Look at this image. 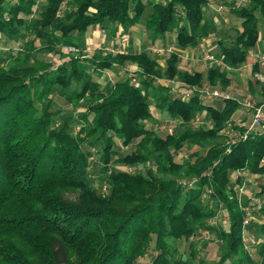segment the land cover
Here are the masks:
<instances>
[{
  "label": "trees",
  "instance_id": "trees-1",
  "mask_svg": "<svg viewBox=\"0 0 264 264\" xmlns=\"http://www.w3.org/2000/svg\"><path fill=\"white\" fill-rule=\"evenodd\" d=\"M5 1L0 0V34L13 38L24 29L43 41L51 55L63 47L77 48L76 36L89 27L105 31L118 26L124 35L148 8L144 27L152 41L174 35L177 47L186 50L215 31L204 22L208 0H70L74 9L63 16L67 0H43L36 18V0H16L9 9ZM231 12L241 30L228 45L218 43L223 66L205 74L179 69L174 52L161 66L131 47L116 54L98 51L91 58L60 55L54 67L49 62L30 65V53L14 56L10 66L0 58V264H144L138 259L147 255L152 242L157 254L146 264H264V241L256 247L258 260L244 243L245 212L230 178L234 172L264 176V131L214 143L203 154L176 162L184 146L215 141L239 105L236 98L202 100L196 94L185 100L158 83L166 79L183 89L197 90L204 83L225 89L227 71L245 64L264 30V0H249ZM128 63L136 67L141 86L125 78L104 94L94 76ZM73 83L79 87L67 95ZM256 83L264 100V83ZM249 87L252 91L251 83ZM54 91L73 106L92 99L76 133L69 129L70 118L54 126L49 110ZM149 91L160 110L186 126L180 134L161 138L146 127L152 119ZM202 114L211 126L191 127ZM89 139L102 144L97 165L107 181L105 192L93 188L84 149ZM117 142L125 148L134 144V150L121 157L114 149ZM149 162L154 167L145 173L109 172L112 163L131 167ZM179 179L193 186L185 187ZM234 183L240 187L242 178ZM204 195L224 209L225 229L206 226L216 210L207 209ZM257 196L264 202V185ZM198 230L212 231L222 243L223 253L213 263L196 260L194 244L188 245L186 260L176 258V248L170 250L167 239L189 240Z\"/></svg>",
  "mask_w": 264,
  "mask_h": 264
},
{
  "label": "rangeland",
  "instance_id": "rangeland-1",
  "mask_svg": "<svg viewBox=\"0 0 264 264\" xmlns=\"http://www.w3.org/2000/svg\"><path fill=\"white\" fill-rule=\"evenodd\" d=\"M16 0H6L5 8L9 9ZM161 1V0H159ZM36 6L34 7L33 17L36 18L40 11V7L44 4L43 0H36ZM221 5L223 7L222 13H216L215 15V31L210 33L207 37H202L199 40V44L196 48H189L186 50H180L176 43L174 35H167L165 40H156L152 41L150 32L145 30L144 24L147 16L150 13V8H148L142 18L140 19L137 26L132 29H128L126 34L130 37V42L125 46H120L118 43L112 39L115 36L122 35V29L118 26H107L105 31L96 27V31L91 33V36H86L85 34L76 36L77 49L80 51L76 53L70 50L68 47H63L61 53L58 55H51L44 49V42L40 40H35L32 36L25 33L24 29H20L19 35L13 38H9L4 34H0V58L6 60L5 65L10 66L13 64L12 59L16 55L23 56L26 53H30L29 64H39L40 62H49L54 67L57 63L60 62V55L65 57H75L80 55L81 58H91L94 53L98 51L102 52V55L108 54V51L105 49L112 50L115 52H126L129 50V47L132 48L133 52L145 51L152 59L156 60L161 66H164V62L169 56L170 53H176L178 55V68L185 70L188 73L192 72H201L205 74L206 70L210 67H216L208 61L202 59L201 52L199 50L200 43H206V48L210 49L215 57L220 58L219 56V42L228 45V43L233 40L236 34L240 31V21L232 14L231 9H241L246 6L247 3H241V0H220V3H213V6ZM74 5L70 0L65 1L63 4L60 16H63L65 11L73 10ZM205 16L210 17V15L205 14ZM204 16V17H205ZM206 21V20H205ZM210 24V23H208ZM261 35L264 33V30H261ZM21 36V37H20ZM94 36L98 39H102V43H97L91 37ZM208 40V41H207ZM75 49L74 47H72ZM102 49L104 51H102ZM135 68L133 65L128 63L125 67H114L111 70L104 71L97 76L95 80L98 82L101 91L106 94L114 83L124 80L125 78L133 79V83L137 86H141L139 81L141 78H135ZM227 76L229 81L234 87L233 97L237 100L247 99L255 104L264 102L259 96V85L253 80L252 81V91L249 85L246 84L245 79L247 78L245 73L239 72L236 69H231L227 71ZM261 82H264V77L260 76L258 79ZM259 81V82H260ZM166 79H161L158 81L159 84L167 85L172 87L174 92L177 88L175 84H172ZM176 82V81H174ZM79 84L73 83L72 87L66 91V94H70L73 90L78 89ZM209 87L205 83L201 86ZM189 89V88H188ZM216 89L225 92L224 89L216 87ZM176 94H178L176 92ZM230 94V93H229ZM228 94V95H229ZM230 97L232 94L229 95ZM232 98V97H231ZM148 100L151 107L152 119L146 123V127L154 133L164 138L166 135L177 136L184 129L185 125L180 119L171 118L164 110H160L158 107V102L156 97L149 91ZM92 104V99L86 97L76 106L68 104L64 97L59 94V91H54L50 97V107L49 110L54 115V126L64 118H70V127L69 129L76 133L79 128L82 126L83 116L87 112L88 106ZM191 127H201L209 128L211 123L204 114L196 117L193 123L190 124ZM234 123L230 120L225 124L224 129L219 133V137L215 141L208 142L201 147L198 146H184L180 151L181 154L176 156V162H180L185 156H189L195 152L203 154L212 144L220 143L224 144L227 141L236 140L234 138L235 134ZM84 149L88 152L91 160L90 172L93 180V188L97 192H105L107 190V181L102 179V173H100L101 166L97 165V159L101 155L102 144L95 141L94 139H89L85 145ZM115 151L118 152L119 156L123 157L128 155L134 150V144L129 147H120V144L117 142V146L114 147ZM153 163L149 162L142 165L135 166H124L119 163H112L109 166V172H128V173H145L148 168H153ZM237 177L242 178V184L240 187L235 185V179ZM231 185L236 191V194L239 198L240 204L243 207L245 212V218L247 221L246 227L244 229V239L246 242V248L248 252L253 256L255 260H258L256 254V247L259 242L264 241V202L257 196L259 192L260 185H264V176H259L255 179L253 176H250L247 172L241 173H231ZM179 181L188 187L193 186V182L185 179H179ZM204 203L207 206V209L216 210V216L206 220L205 224L208 227H219L225 229L227 226V219L225 211L222 207L217 205L215 201L208 198L206 195L203 196ZM198 230L195 235L189 240H180L173 242L171 239H167V243L170 247V250L177 249L176 258L183 260L189 259V244H194L196 250V260H204L206 263L215 262L223 253L222 243L215 239V235L212 231L208 230L207 238L200 233ZM157 254V251L154 249L153 242L150 244V248L146 256L139 258V263H149L152 258ZM226 264H232L227 262Z\"/></svg>",
  "mask_w": 264,
  "mask_h": 264
},
{
  "label": "built area",
  "instance_id": "built-area-1",
  "mask_svg": "<svg viewBox=\"0 0 264 264\" xmlns=\"http://www.w3.org/2000/svg\"><path fill=\"white\" fill-rule=\"evenodd\" d=\"M249 0H241V3H248ZM213 3H220V0H208L207 2V8L213 9L216 13H222L223 7L219 4L217 7L213 6ZM205 7V8H206ZM115 43H118L120 46H125L129 43V37L126 34H122L119 36H115L112 38ZM206 44V43H205ZM204 43H200L199 45V50L202 55V59L204 61H208L211 64H213L216 67H222L223 63L221 58L215 57V55L211 52L210 49L206 48V45ZM70 50L79 53L80 51L75 48L73 49L72 47H68ZM102 51H104L102 49ZM105 51H108L109 53L116 54V53H121V52H115L112 50L105 49ZM259 61L264 62V54H261L259 56ZM264 81V80H262ZM175 84L176 85V92L178 93L179 96L184 98L185 100L189 99L192 95L196 94L200 99L202 100H212V99H221V100H228L232 99L228 94L216 89V88H210V87H203L200 89H194V88H189V89H183L179 87V84L177 82L171 81L169 84ZM167 86V85H166ZM237 103L241 109L244 111L248 112L250 114V120L248 123L243 127V131L240 134H237L234 136V138L237 139H242L245 140L248 136L252 134H257L261 131H264V105H257L254 102L243 99V100H237ZM233 141V140H232ZM185 156V155H184ZM247 224V221H244V225ZM200 233L204 236V238H207L208 236V231H200ZM244 243L245 239H244Z\"/></svg>",
  "mask_w": 264,
  "mask_h": 264
},
{
  "label": "crops",
  "instance_id": "crops-1",
  "mask_svg": "<svg viewBox=\"0 0 264 264\" xmlns=\"http://www.w3.org/2000/svg\"><path fill=\"white\" fill-rule=\"evenodd\" d=\"M205 14L210 15V17H208V16L206 17ZM215 15H216V12L213 9L206 7L204 9V16H205L204 22L214 25L215 20H216ZM96 27L97 26L89 27L87 29V31L85 32V37L91 36V33L93 34V32L96 31ZM240 30H241V28H240ZM91 38L92 39L94 38L93 40H95L97 43H102V39L100 37L98 39V36H97V38H95L94 36H92ZM212 53H214V52H212ZM261 54H264V33H262V35L260 36V39H259L256 47L252 51L249 52V54L246 58L245 64L242 65L240 68L236 69L239 72L245 73V75L247 77L245 79L247 85H249L250 83L252 84L253 80L256 82V80H258L260 78V76L264 77V62L259 61V56ZM255 66L258 67L257 70L254 69ZM133 68L136 69V67L134 65H133ZM228 80H229V78H228ZM258 81H260V80H258ZM262 83H264V82H262ZM231 85H232V83L229 81L228 86L224 90H225V92H227V94H229V93L232 94L231 97L234 98L233 94L235 92L234 91L235 89ZM261 103H262V105H264V102H261ZM249 120H250V114L239 107L238 110L234 113V115L231 118V121L234 123V129L236 130L234 136H236L238 134L239 128H243L248 123ZM261 165L264 166V161L261 162ZM250 176H253L255 179H257L259 177L257 175H251V174H250Z\"/></svg>",
  "mask_w": 264,
  "mask_h": 264
}]
</instances>
